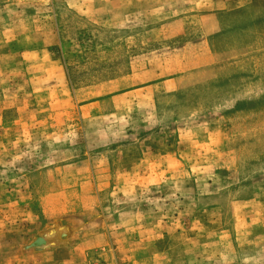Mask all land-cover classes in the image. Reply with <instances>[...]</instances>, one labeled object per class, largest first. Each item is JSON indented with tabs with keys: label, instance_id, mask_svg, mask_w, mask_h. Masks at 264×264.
I'll return each mask as SVG.
<instances>
[{
	"label": "rangeland",
	"instance_id": "obj_1",
	"mask_svg": "<svg viewBox=\"0 0 264 264\" xmlns=\"http://www.w3.org/2000/svg\"><path fill=\"white\" fill-rule=\"evenodd\" d=\"M0 264H264V0H0Z\"/></svg>",
	"mask_w": 264,
	"mask_h": 264
},
{
	"label": "water",
	"instance_id": "obj_2",
	"mask_svg": "<svg viewBox=\"0 0 264 264\" xmlns=\"http://www.w3.org/2000/svg\"><path fill=\"white\" fill-rule=\"evenodd\" d=\"M44 245H45V240L42 237H38L30 245L26 246V248H33L35 250H40L44 248Z\"/></svg>",
	"mask_w": 264,
	"mask_h": 264
}]
</instances>
